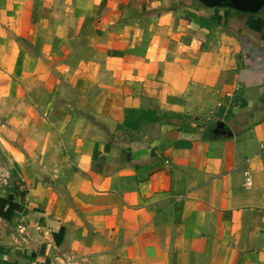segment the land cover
<instances>
[{"label": "crops", "instance_id": "obj_1", "mask_svg": "<svg viewBox=\"0 0 264 264\" xmlns=\"http://www.w3.org/2000/svg\"><path fill=\"white\" fill-rule=\"evenodd\" d=\"M210 4L0 0V264H264V7Z\"/></svg>", "mask_w": 264, "mask_h": 264}, {"label": "water", "instance_id": "obj_2", "mask_svg": "<svg viewBox=\"0 0 264 264\" xmlns=\"http://www.w3.org/2000/svg\"><path fill=\"white\" fill-rule=\"evenodd\" d=\"M210 6H226L240 13L257 14L264 7V0H211Z\"/></svg>", "mask_w": 264, "mask_h": 264}, {"label": "built area", "instance_id": "obj_3", "mask_svg": "<svg viewBox=\"0 0 264 264\" xmlns=\"http://www.w3.org/2000/svg\"><path fill=\"white\" fill-rule=\"evenodd\" d=\"M2 183L4 185H7L6 179H3ZM245 185L246 186H249L250 185V177H249V173L248 172H245Z\"/></svg>", "mask_w": 264, "mask_h": 264}]
</instances>
